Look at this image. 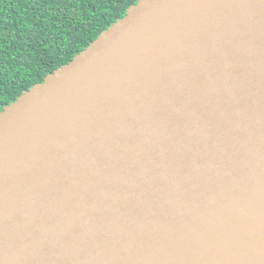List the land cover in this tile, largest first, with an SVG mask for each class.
I'll use <instances>...</instances> for the list:
<instances>
[{
    "label": "water",
    "instance_id": "water-1",
    "mask_svg": "<svg viewBox=\"0 0 264 264\" xmlns=\"http://www.w3.org/2000/svg\"><path fill=\"white\" fill-rule=\"evenodd\" d=\"M0 264H264V0H139L0 111Z\"/></svg>",
    "mask_w": 264,
    "mask_h": 264
},
{
    "label": "trees",
    "instance_id": "trees-1",
    "mask_svg": "<svg viewBox=\"0 0 264 264\" xmlns=\"http://www.w3.org/2000/svg\"><path fill=\"white\" fill-rule=\"evenodd\" d=\"M139 0H0V111L68 64Z\"/></svg>",
    "mask_w": 264,
    "mask_h": 264
}]
</instances>
